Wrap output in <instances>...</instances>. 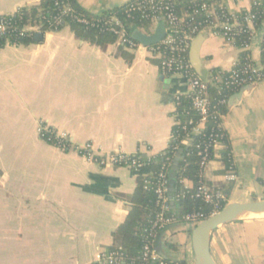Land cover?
I'll return each instance as SVG.
<instances>
[{"label":"crops","instance_id":"obj_1","mask_svg":"<svg viewBox=\"0 0 264 264\" xmlns=\"http://www.w3.org/2000/svg\"><path fill=\"white\" fill-rule=\"evenodd\" d=\"M38 1L0 0V15ZM128 1L77 0L93 14ZM254 1L211 3L236 16ZM199 33L203 38L192 65L190 44ZM192 40L188 60L200 80L211 83L214 72L237 64L241 48L221 31L204 27ZM247 50L258 64L261 46L255 38ZM187 90L186 79L162 74L157 59L144 50H126L117 39L99 47L65 27L26 44L6 42L0 48V241L32 240V257L5 247L0 252L29 258L24 264H94L130 211L138 178L151 170L100 166L76 150L49 144L37 127L93 152L155 157L170 141L175 95ZM220 126L227 146H213L205 181L221 189L227 203L264 200V79L231 92ZM179 150L184 149L176 156ZM181 186L189 189L192 182L182 179ZM192 228L189 223L167 228L157 255L198 264L190 246ZM208 247L215 264H264V218L220 225L210 231Z\"/></svg>","mask_w":264,"mask_h":264},{"label":"trees","instance_id":"obj_2","mask_svg":"<svg viewBox=\"0 0 264 264\" xmlns=\"http://www.w3.org/2000/svg\"><path fill=\"white\" fill-rule=\"evenodd\" d=\"M211 1H216L218 3L220 0H196L195 2L176 0L175 12L178 17H183L182 10L187 13L195 9L199 11L198 14L193 15L192 19L184 17V22L179 27L185 30L191 26V24L197 22H202L203 25L201 27H203L205 16L201 11V6ZM66 5H68V8H65ZM252 8L256 13L254 27L259 28L264 22V1L260 4L253 3ZM112 16H115L126 26L128 36L135 28L145 30L148 25L146 20L139 19L137 12L128 16L123 5L99 14H93L84 10L78 4L77 0H39L38 4L31 7H22L12 14L0 15V21L7 25L6 32L0 35V47L4 46L6 42L18 45L34 41L36 32L24 29L25 26L30 25L38 26L42 34L46 31H60L65 27H69L77 38L87 40L99 47H103L105 44L114 43L117 39V36L107 29L109 26L108 19ZM78 19L84 20V22H80ZM233 39L234 43L241 48V51L238 55L237 64L230 71L237 75H241V71L246 64L256 66L257 63L251 59L250 51L243 48L244 44L247 42V35L239 32ZM261 47L258 63L264 65V37ZM118 53L124 54L127 59H130V55L124 53L120 47L118 48ZM217 72L221 73L223 80L219 84H216V86L208 84L207 93L212 106H215V109L223 114L227 98L235 89H230L226 86L225 82L229 72L216 71L213 75ZM257 73L264 76V69L257 71ZM252 75V71H248L247 74L242 75L248 79L243 86L250 83ZM216 87L222 91V95H219ZM221 99H224V103H219ZM174 116L176 122L172 128L167 148L163 153L156 155L147 165L151 170L152 176L156 174L162 166H164L168 174L170 168L173 166L178 149H184L181 164L176 175L175 190L172 193L171 199H169L168 192L166 193V197L171 201V204L170 211L167 212L165 216L173 213L175 220L164 228L153 226L152 222L160 209L156 206L155 193L144 183V180L148 177H139L136 189L131 198L130 211L124 222L113 232L112 244L108 248L109 250H115L119 253L118 264H159L160 261H162L163 264H184L183 261H172L158 256L156 252L157 240L160 239V236L167 228L173 227L174 229H178L186 224L183 219L185 214L199 213L201 219L208 218L212 215V205L195 196L200 169V157L197 155L195 145L202 141H207L208 138H213L214 143L221 142L227 146V139L224 131L217 126V121L208 117L201 131L197 134H192V140L189 141V144L183 145L186 134L190 132L193 125L199 123L200 116L192 108L191 99L186 95L180 96L176 104ZM189 120H191V124L187 123ZM44 140L64 150H66L69 145L64 139L49 133L45 134ZM79 153L83 154L85 152ZM227 154L228 150L226 149L223 156L226 160H228ZM212 156L213 149L210 150V157L212 158ZM182 179L190 180L192 182V187L183 189L181 186ZM225 204L226 203H221L220 206L223 207ZM146 243H151L153 245L157 258H150L147 261L142 259V250Z\"/></svg>","mask_w":264,"mask_h":264},{"label":"built area","instance_id":"obj_3","mask_svg":"<svg viewBox=\"0 0 264 264\" xmlns=\"http://www.w3.org/2000/svg\"><path fill=\"white\" fill-rule=\"evenodd\" d=\"M262 1L264 0H255L254 3L260 4ZM175 5L176 0H129L123 5L128 16L134 12H137L139 19L146 20L148 22L145 30L140 29L145 33H151L159 19L164 21L165 36L159 43L150 46H142L140 43L133 40L130 35L128 36V30L126 26H124V24L115 16H112L108 19L109 26L107 29L109 32H112L117 36V41L124 49L131 52L144 50L152 58L157 59L158 66L162 74L178 75L187 80L188 90L182 95H186L191 99L192 108L200 116L199 123L192 126L190 132L186 134L184 139L191 141V135L197 134L201 131L202 126L208 117L214 121H217V126L221 128L220 122L222 114L215 109V106H212L207 93V86L208 84L216 86V84H219L223 80V77L220 72H217L215 75H213L212 82L206 83L193 75L187 54L190 41L192 40L193 36L202 28L210 27L221 31L229 41H234V36L239 32L246 34L247 42L244 44L243 48L248 49L254 35V22L256 20V13L251 6L249 9L242 11L240 14L232 16L221 5L214 7L213 3L211 2L204 3L201 6V11L205 16L204 26L201 27L203 25L202 22H197L191 24V26L183 30L179 26L184 22V19L183 17H178L176 15ZM65 8H68V5H66ZM198 12L199 11L196 9L190 13L186 12L185 17L192 19L193 15L198 14ZM78 21L84 22V20L81 19H78ZM24 29L36 32V34H42L39 31L38 26H25ZM6 30L7 25L0 21V35L5 33ZM262 69H264V65L258 63L256 66L246 64L244 69L241 71V75H237L234 72L228 71L229 75L225 82L226 86L235 90L242 87L248 81V79L242 75L247 74L248 71L253 72L250 83L258 82L264 79L263 75L257 73V71H261ZM216 88L218 89L219 95H222V91L218 87ZM180 96L181 94L175 95L176 104L179 101ZM219 103H224V99H221ZM187 123L191 124L192 122L189 120ZM36 131L42 139H44V136L47 133L55 135L44 125H39ZM216 143H214L213 138H208L207 141H202L195 145L197 155L200 157V169L198 173L195 196L212 205V214L216 213L222 208V206H220L221 203L227 204L226 197L222 190L210 186L205 181L203 176V170L211 159L210 150L213 149V146ZM70 148L76 150L77 152H85L82 155L86 156L89 160H92L100 166L110 164L116 167H127L140 170L148 167L147 164H149L154 158L144 157L138 152L134 154H125L122 152L102 154L93 152L88 145L71 146L69 144L66 150ZM231 170L232 166H229L230 172L227 175L228 181L234 178ZM167 175L168 174L164 166H162L156 174L153 176L149 174L147 176L148 178L144 180V183L149 186L156 195V206L159 207L160 211L156 214L152 224L158 228H164L175 220L173 213L165 216V214L170 211L171 204L166 197ZM183 219L186 223L192 224L193 226L202 220L199 213L185 214ZM118 257L119 253L117 251L106 249L96 259L95 264H118ZM150 258H157V256L155 254L153 245L151 243H146L143 246L142 259L147 261ZM159 264H163V262L160 261Z\"/></svg>","mask_w":264,"mask_h":264},{"label":"water","instance_id":"obj_4","mask_svg":"<svg viewBox=\"0 0 264 264\" xmlns=\"http://www.w3.org/2000/svg\"><path fill=\"white\" fill-rule=\"evenodd\" d=\"M201 33V32H200ZM197 36L191 41L190 44V59L191 62L197 57V49L203 36L202 34ZM131 38L142 46H150L159 43L165 36V23L162 19H159L151 33H145L138 28L132 30L130 34ZM264 37V22L257 29L255 33V41L261 46ZM42 34H36L34 40H41ZM193 65V62H192ZM182 150H179L178 156L175 157L173 166L170 168L167 175V192L169 199H171L174 192V185L176 183V175L181 164ZM171 203V201H170ZM255 216L264 217V200L248 202V203H227L219 211L212 214L208 218L200 220L190 231V246L192 253L198 262V264H215L210 255L208 247V235L210 231L218 228L220 225L234 222L253 219ZM208 229L207 236H202V231ZM159 239L156 242V248L158 249Z\"/></svg>","mask_w":264,"mask_h":264},{"label":"rangeland","instance_id":"obj_5","mask_svg":"<svg viewBox=\"0 0 264 264\" xmlns=\"http://www.w3.org/2000/svg\"><path fill=\"white\" fill-rule=\"evenodd\" d=\"M8 248L10 250H17L20 251V253H18L20 256H25V255H29L30 258L32 257V240L31 241H0V248ZM9 252H0V264H24V260H28L27 259H23L20 256H9L8 255Z\"/></svg>","mask_w":264,"mask_h":264},{"label":"bare ground","instance_id":"obj_6","mask_svg":"<svg viewBox=\"0 0 264 264\" xmlns=\"http://www.w3.org/2000/svg\"><path fill=\"white\" fill-rule=\"evenodd\" d=\"M254 218H264V217H261V216H255ZM207 233H208V229L206 228V229H204L203 231H202V236L204 237V236H207Z\"/></svg>","mask_w":264,"mask_h":264}]
</instances>
